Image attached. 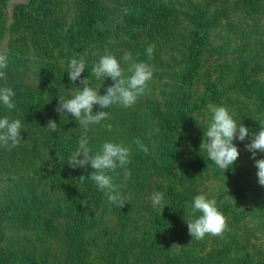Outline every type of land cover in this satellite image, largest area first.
I'll return each instance as SVG.
<instances>
[{"label":"trees","instance_id":"1","mask_svg":"<svg viewBox=\"0 0 264 264\" xmlns=\"http://www.w3.org/2000/svg\"><path fill=\"white\" fill-rule=\"evenodd\" d=\"M8 2L0 0V18L8 8ZM182 4L181 10L189 7L188 18L181 15L184 11L158 0H27L24 4L14 5L13 17L22 32L18 50L21 55L31 52L54 63L53 89L49 100L40 99L35 91H14L16 107L9 110L0 103V118L7 116L11 120L22 121L29 107L52 106L53 117L41 122L42 138L55 146L51 165L56 163L61 173L72 174L74 183L70 185L66 178L64 183L61 177L55 182L58 183L55 188H63L67 206L62 207L63 202L56 206L44 201L39 192L43 185L39 172L47 163L30 159L24 140L17 147H3L0 169L10 175V199L0 213V232L6 223L20 226L35 223L45 227L49 233L58 226L67 248L66 257L60 256L65 264L180 262L171 259L168 251L173 244L169 234L178 236L179 209H183L187 201V195L178 184L181 179L178 161L182 154L179 139L183 135L181 129L194 109L203 107L193 85L198 70L210 55L221 61L212 71L216 74V82L211 84V94L207 98L213 105L226 107L238 124L242 123L250 130L245 142L234 141L240 156L231 169L239 167L242 155L252 157L245 145L250 143L252 134L259 131V121H264V19H260L264 18L261 16L264 15V0H186ZM214 38H221V42L216 43ZM149 45L155 46L151 58L146 54ZM10 52L19 54L16 50ZM125 52H130L134 61L149 63L153 69L161 70L158 76L165 80L162 94L165 102L152 95L146 98L143 95L130 108L111 106L106 109L110 119L102 122L111 124V131L102 125H91L86 131L71 114L61 116L56 111L59 96L71 98L63 88L78 91L73 87H83L79 79L73 83L68 77L71 59H84L86 69L81 79L88 77L90 86L100 88L103 95L107 86L92 75L94 64L106 53L119 59ZM122 67L127 69V65L122 64ZM100 110L99 105L94 106V112ZM50 120L57 123L60 131L53 132L47 128ZM210 120L208 118L201 125V132L207 130L206 122ZM82 136L88 137L93 152L106 141L123 143L131 149V162L127 165L131 177L125 179L124 169H117L112 174L114 183L120 186L119 191L125 198L123 208L110 203L90 179L89 175L94 171L90 165L88 168H73L68 164ZM137 139L149 148L147 154L139 150L135 143ZM203 158L209 163L207 153ZM256 159H264V153L257 152ZM251 174V183L246 181V188L239 184L237 193L251 198L248 213L252 220L258 218L264 226V186L258 183L257 171ZM161 175L167 181H158V188L152 191L161 190L164 213L172 214L168 219L161 212L157 216L155 214L152 228H147L141 236L136 235L135 217L146 208L149 187L154 178L160 179ZM87 198L102 214L108 215L114 225L111 242L96 248L97 255H92L90 244L99 237H86V230L91 227L83 209V201ZM56 221L58 225L55 226ZM149 231L155 233L148 238ZM184 233L186 239L183 241L186 242L182 244L179 257L189 264L198 260L200 264H215L216 261L249 264L251 260L248 254L235 253V245L226 242L216 246L217 252L212 256L201 258L196 255L195 241L187 239L188 229ZM2 243L0 234V264H13L16 254L2 253ZM27 258L30 264H54L48 255H27L24 262Z\"/></svg>","mask_w":264,"mask_h":264},{"label":"rangeland","instance_id":"2","mask_svg":"<svg viewBox=\"0 0 264 264\" xmlns=\"http://www.w3.org/2000/svg\"><path fill=\"white\" fill-rule=\"evenodd\" d=\"M9 6L4 11V15L0 18L2 20V29L0 36V51L6 50L8 53V67L3 69L6 76L4 79H0V87H10L13 91L18 89H25L28 91H35L39 93V97L42 100H49L53 89V74H54V63L51 60L39 58L33 55L31 52H27L25 55H21L18 50V45L22 32L17 21L13 17L14 5L24 4L27 0H8ZM159 2L165 3L174 9L182 8L183 2L186 0H158ZM180 9L182 16L188 18L189 7H183ZM187 13V14H186ZM261 16H264L261 14ZM260 19H264L261 17ZM6 21L4 24L3 21ZM216 43L221 42V38H214ZM31 47L30 44L27 45ZM11 50L19 52L18 55L11 54ZM176 60V59H175ZM180 61V59H177ZM171 61H174L171 59ZM221 60L217 56H209L207 62L203 63V67L198 70L195 78L193 89L195 93L201 98L199 103L203 104L202 109H194L193 114L189 117L188 122L182 127L181 132L183 135L179 139L182 147L181 158L178 161L179 189L187 195V201L183 209H179V223L178 229L180 230L178 236H172L173 244L168 249L169 257L173 260L178 259L180 262L177 264H189L180 259L179 254L182 244L186 241L185 233L188 229L186 219L198 218L200 213H191V204L195 196L204 194L208 198H215L219 211L226 217L227 229L223 236H211L206 235L202 240H195V246L197 248L196 255L202 257H208L217 252L216 246H222L224 242L232 243L234 246L233 250L235 253H242L243 255H249V264H264V226L258 221V218L252 220V217L248 213V207L250 197H241L238 192V185L242 184L246 188V181L251 183L254 171H258L255 167V161L252 158H247L246 155H242L239 160V167L229 168L224 171L218 168L211 160L209 163L203 160L204 153L201 152L200 145L203 141L204 133L201 132V125L208 119L211 118V113L208 111V105L213 104L210 97L211 84L215 81L216 74H213V69L220 63ZM212 69V70H211ZM211 71V73H210ZM158 72V73H156ZM161 70H155L153 78L149 82V90L145 93L144 98L152 95L161 102H165L166 99L162 97L163 90L165 89V80H161L158 76ZM218 82V81H217ZM104 85L111 86L114 82L111 78L105 80ZM74 89L77 86L73 87ZM63 92L68 96H71L76 92L69 88H63ZM54 115V109L52 106L42 107H29L24 114V120H20L22 123V132L24 144L27 146L26 150L30 159H38L47 163L46 167H41L39 174L43 178V185L39 192L44 201L55 204L62 207L67 206L64 202V191L63 188L56 187L58 185L56 179L66 178L70 185L72 181V174H63L60 171L58 164L51 162L55 155V146L52 143L44 142L42 138L41 122L44 119H50ZM196 119H194V118ZM239 142L240 140L237 139ZM241 141L240 143H242ZM245 142V141H244ZM4 154V148L0 147V157ZM9 176L6 172L0 169V213L5 210L8 206V199H10L9 193ZM233 176H235L233 178ZM154 178L151 186L149 187V200L145 209L140 210L137 214L136 222V235H142L146 229L152 228L154 224V216L159 215L160 212L165 215L168 219L171 214L167 215L164 213L165 204L162 203L160 206H153L151 202L152 190L158 188V181L166 182V177L162 176ZM64 183L65 179L62 180ZM62 181H60L62 183ZM240 186V185H239ZM161 192V190H159ZM240 192V191H239ZM83 209L87 212L89 218V224L91 227L86 230V237L90 239L92 237H99L94 243L92 242L91 251L92 255H97L96 248H102L107 243H110L111 231L114 229L113 221L108 215L102 214V211L97 208L90 198L83 201ZM186 218V219H185ZM58 225L57 221L54 223ZM185 229H184V228ZM57 233H55V232ZM52 233H49L43 226H38L35 223H29L26 226H20L17 224L6 223L2 228L0 234L2 235L3 243L2 247L4 250L2 253L10 254L13 252L16 254L17 259L13 261V264H30V260L27 258L24 262V258L27 255L38 254L43 256H49L50 260L54 264H65L61 262L60 256L64 259L67 248L65 247V241L62 238L61 228L54 229ZM154 231H149L147 237L149 238ZM146 237V238H147ZM187 239H192L188 236ZM225 239V241H224ZM94 246V248L92 247ZM168 253V254H169ZM11 255V254H10ZM200 258V259H201ZM167 261L169 258L166 257ZM215 264H223L217 263ZM193 264H200V260ZM225 264V262H224Z\"/></svg>","mask_w":264,"mask_h":264},{"label":"clouds","instance_id":"3","mask_svg":"<svg viewBox=\"0 0 264 264\" xmlns=\"http://www.w3.org/2000/svg\"><path fill=\"white\" fill-rule=\"evenodd\" d=\"M154 47V45H149L146 49L149 58L153 55ZM122 64L127 65V69L122 67ZM7 67L8 53L6 50L0 51V79L5 78L6 73L3 69ZM85 69L83 58L71 59L67 71L68 77L73 83L79 79L83 87H77L79 90L71 98L65 99L59 96L56 111L61 116L71 114L79 126L86 131L91 125H102L111 131V124H102L103 121L110 119V114L106 109L113 105L124 108L132 107L149 90V82L154 73L153 66L149 63L134 61L130 52H125L119 59L115 55L106 53L92 68V75L102 84L108 78L114 82L107 87L106 94L102 95L100 88L90 86L88 77L81 79V74ZM14 97L13 89L0 87V103L9 110L16 107ZM95 105H99L101 110L94 112ZM208 111L211 113V120L206 122L207 130H204L203 141L200 145L201 152H206L208 159L218 168L226 171L233 167L240 156L239 148L234 141L237 139L245 141L249 137L250 130L242 123L238 124L226 107L209 104ZM259 124V131L252 134L250 143H247L245 147L252 153L251 158L258 169V183L264 186V159H256L257 152L264 153V121H259ZM47 128L53 132L60 131L54 120L48 122ZM21 129L22 123L19 119L11 120L7 116L0 118V147L19 146L24 140ZM135 143L140 151L145 154L149 152V148L139 139ZM89 144L88 137L82 136L68 164L73 168H88L90 165L94 170L89 175L90 179L95 182L110 203L123 208L126 203L125 198L119 191L120 186L114 183L112 174H115L117 169H124L125 179L131 177V172L127 169V165L131 162V149L123 143L106 141L100 145L98 151L93 152ZM150 199L154 207L160 206L164 196L163 193L154 191ZM197 212L200 213L198 218H185L192 240H202L206 235L223 236L227 229V220L219 211L215 198H208L204 194L195 196L191 204V213L194 215Z\"/></svg>","mask_w":264,"mask_h":264}]
</instances>
